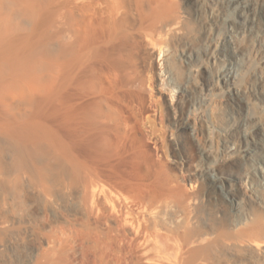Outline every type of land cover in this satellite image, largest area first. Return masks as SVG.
<instances>
[{"label": "rangeland", "instance_id": "374dc122", "mask_svg": "<svg viewBox=\"0 0 264 264\" xmlns=\"http://www.w3.org/2000/svg\"><path fill=\"white\" fill-rule=\"evenodd\" d=\"M133 1L2 0L13 30L0 33V84L43 91L9 98L20 113L0 137V264H264V179L240 152L264 133V0ZM218 27L232 37L223 52ZM233 53L240 105L217 77ZM57 61L70 75L53 78ZM108 88L140 99L111 103ZM61 90L82 92L77 145L56 135ZM206 170L227 178L222 191ZM255 221L261 235L236 233Z\"/></svg>", "mask_w": 264, "mask_h": 264}, {"label": "bare ground", "instance_id": "6f19581e", "mask_svg": "<svg viewBox=\"0 0 264 264\" xmlns=\"http://www.w3.org/2000/svg\"><path fill=\"white\" fill-rule=\"evenodd\" d=\"M133 1V0H132ZM136 1V3H138L140 0H135ZM142 1H144V0H141V2ZM153 1V0H152ZM213 3H214V8H217L218 10H220V8H221V6H220V0H211ZM134 2V1H133ZM157 2V1H156ZM235 4L236 5V7L237 6H239L240 4H241V1H239V0H232V4ZM153 4V3H152ZM155 4V3H154ZM157 6H153V9H156V7L157 8H162V6H160V7H158L159 6V4L157 3L156 4ZM213 7V6H212ZM9 8V7H8ZM8 8H5L4 7V5H3V2H2V0H0V33H1V31H2V33L3 34H6L7 32H9L10 30H13L12 29V24L10 23V21H11V19L13 18V16H12V18H11V15H13V11H12V13H11V10H10V8L8 9ZM139 8V7H138ZM12 9V8H11ZM212 9V8H211ZM158 10V9H157ZM161 10V9H160ZM229 10V9H228ZM215 11V10H214ZM159 12V11H158ZM162 13V12H161ZM152 14H155V13H153L152 12ZM158 14V13H157ZM161 15V14H160ZM144 16V15H143ZM142 16V17H143ZM239 16H241V18H242V15H240L239 14ZM155 17H156V15H155ZM154 17V18H155ZM244 17V16H243ZM144 18V17H143ZM148 18V17H147ZM245 18V17H244ZM243 18V20H245ZM156 19V18H155ZM148 20V19H147ZM146 20V21H147ZM146 21H144V22H146ZM151 20H149V22H150ZM234 21H236V20H234ZM12 22V21H11ZM15 22V21H14ZM152 23V21L150 22V23H148V26L150 25ZM236 24H241L240 22H238V21H236L235 22ZM9 24H11V26L9 25ZM154 24V23H153ZM9 25V26H8ZM20 25V24H19ZM86 26L84 27V35H83V38L82 39H84V41H85V43L87 42L88 44H89V41H93V40H96L97 38V32L94 30V28H93V26L91 25V24H85ZM88 25V26H87ZM15 27V26H14ZM18 27V26H17ZM16 27V28H17ZM217 27V26H216ZM234 27V26H233ZM238 27V29L239 30H243L242 29V27L241 26H237ZM149 28V27H148ZM19 29V28H18ZM217 29V32H218V34L220 35H218L219 36V38L217 39V44H216V48H217V50L219 51V52H223V51H225L226 50V48H228V47H230V44H231V34H229L228 32L229 31H227V30H225L224 29V31L221 29H219V27L218 28H216ZM230 30H231V28H230ZM235 30V29H234ZM237 30V29H236ZM232 31V30H231ZM1 33V34H2ZM232 33V32H231ZM8 34V33H7ZM217 36V35H216ZM83 42V41H82ZM86 43V44H87ZM82 44V43H81ZM80 49V48H79ZM223 50V51H222ZM218 52V53H219ZM74 53H75V51H74ZM63 52L62 53H60V56H59V58L60 57H62V61H63V59H65L66 57H67V59H65L63 62L65 63L66 62V66H65V64H64V67H65V69H66V67H67V63H68V61L70 60H72V58L70 59L69 57L70 56H72V55H65V54H63ZM198 54V53H197ZM62 55V56H61ZM66 56V57H63V56ZM185 56L189 59V60H191V62H192V60H194V59H199V57H196V56H194V55H192V54H190V52L189 53H186L185 54ZM210 57H211V55H210ZM231 57H233L232 59L233 60H231V62H228V66H224V67H220V70H219V74H218V78H219V81L221 82V85H222V88H224L225 89V94H227V96H229V98H230V100H232V102H234V104H237V105H240L239 103H240V99H239V97H238V94H237V91H238V89H237V87L235 86V83H234V81H232V78H233V76H234V78H235V76L236 75H233V70L232 69H234V70H236L237 68H238V66H237V63H236V54H231ZM238 57V56H237ZM262 57V56H261ZM260 57V58H261ZM58 58V59H59ZM217 58V57H216ZM229 59V58H228ZM60 61V60H59ZM58 62V64H57V67H56V69L54 68V72H53V74L56 72V77L57 78H55V74L53 75V78H55V79H58V76H60V74H62V72H64L65 71V73H66V76H67V72H69L68 70L70 69V67H69V65H68V67H69V69H68V67H67V71L66 70H64V71H62V69L64 68V67H62L63 66V62ZM213 62H215L216 60H212ZM226 62V61H225ZM224 62V63H225ZM201 63V62H200ZM196 64V65H198L197 66V68H195V70H200L201 69V64ZM259 63L260 64H262V65H264V57H263V59H261V60H259ZM239 64V63H238ZM56 65V64H55ZM200 73V72H199ZM52 75H50V77L49 78H52L51 76ZM64 75V74H63ZM63 75H61L60 76V78L63 76ZM68 75H70V72H69V74ZM114 75V74H113ZM116 76V75H115ZM27 78V77H26ZM29 78H31V77H29ZM33 78V77H32ZM31 78V79H32ZM36 78V77H35ZM34 78V79H35ZM48 78V79H49ZM66 78H68V77H66ZM70 78V77H69ZM12 79V78H11ZM10 79V80H11ZM15 80L13 81V82H7V83H2V84H0V137H3L2 139H5L6 137H5V135L8 133V131L9 130H11L10 129V125H11V123H13V122H11L12 121V119H15V120H18L17 118V116H16V114H17V112L18 111H16V112H14L12 109H13V107L11 106V104L13 103H11V102H9V98L11 99V97L12 96H16L17 95V93L14 91L16 88L18 89V91H17V89H16V91L18 92V94H19V92H20V94H21V96L23 95V99H30L29 98V96L31 95V97L32 98H35V97H33L32 96V94L34 93V92H36V91H38V89H41L42 91H43V88H40V87H36L35 85H33L31 82L29 83V80H27V79H24V78H14ZM30 79V80H31ZM35 80H37V78L35 79ZM50 80H53V79H50ZM59 80V79H58ZM62 80H64L65 81V77L64 78H62ZM57 81V80H56ZM56 81H55V83H56ZM60 81H61V79H60ZM59 81V82H60ZM64 81H62V82H64ZM69 81V80H68ZM40 82H41V80H40ZM51 83H52V81H50ZM44 83H49V81L47 80L46 82H44ZM55 83H54V88H56L58 85H55ZM57 83H58V81H57ZM66 83H67V81H66ZM65 82H64V84H66ZM32 84V85H31ZM61 84V83H60ZM13 85H16V87L14 88V86ZM238 85V84H237ZM12 86H13V88H12ZM18 86V87H17ZM49 86H51V85H49ZM53 86V85H52ZM51 86V87H52ZM56 86V87H55ZM63 87V86H62ZM68 88H69V86H67ZM66 87V88H67ZM118 87V86H117ZM38 88V89H37ZM45 88H46V86H45ZM50 88V87H49ZM61 88V87H60ZM68 88H67V91L69 92V90H68ZM102 88V87H101ZM20 89V90H19ZM59 89V88H58ZM90 89V88H89ZM95 89H97V88H95ZM104 89V88H103ZM106 89V88H105ZM104 89V90H105ZM39 91V94H42V93H40V92H42V91ZM55 90V89H54ZM81 90H84V89H81ZM88 90V89H87ZM104 90H102L101 89V92L103 91L104 92ZM108 90H109V88H108ZM15 93H14V92ZM86 91V90H85ZM92 91L94 92V89L92 88ZM97 91V90H96ZM100 90H98V92H99ZM106 91V90H105ZM179 91V90H178ZM72 92H74V91H72ZM81 92V91H80ZM80 92L78 91L77 93H76V91H75V93H76V95L77 94H80ZM88 92H90V91H88ZM224 92V91H223ZM38 92H36L35 93V96H36V94H37ZM64 93V92H63ZM62 93V90H61V92H59V94H58V96H55L56 97V99L55 100H57V108L55 107V110L54 111H56V113H57V117H56V120H55V122L54 123H56V125H54V126H56L55 128H56V135L59 137V139L61 138L62 140H64V141H66L67 143H69L70 145L71 144H73L74 143V145L76 144H78L77 142L75 143V141H76V139L77 140H79L78 138H76V137H79L80 136V134L82 133H80L79 134V132H78V136L75 134V132L77 131V128H79L80 126H77V128H76V126H75V128H76V130H75V132H74V130L72 129V127L74 126L73 124L76 122V118H79L77 115V111H76V105H77V103H76V101H74V100H76L78 97H80V96H75V93H71V91H70V94H68V95H66V94H63ZM91 93V92H90ZM14 94V95H13ZM16 94V95H15ZM20 94L18 95V96H20ZM46 94V93H45ZM85 93H83V95H84ZM88 94V93H87ZM93 94V93H92ZM97 94V93H96ZM104 94V93H103ZM106 94H108V99L111 101V103H116L117 105H120V104H122V102H123V100H128L129 98H131V97H135V101L137 100V98L138 99H140V97L139 96H137V98H136V95L134 94V95H132L131 93H129V91H127V90H124V89H117V90H114V89H112V90H109L108 92H106ZM222 94V93H221ZM12 95V96H11ZM81 95H82V92H81ZM95 97H94V101L92 100V102H94V105L95 106H97V105H99V104H97V103H100L96 98V95L95 94H93ZM93 95H91V96H93ZM100 94H98L97 96H98V98L100 97L99 96ZM20 96V97H21ZM24 96H25V98H24ZM86 96V95H85ZM84 96V97H85ZM223 96V95H222ZM27 97V98H26ZM38 97V96H37ZM54 97V98H55ZM57 97H58V99H57ZM83 97V96H82ZM90 97V96H89ZM40 98V97H39ZM86 99L88 98V97H85ZM227 98V97H226ZM260 100H264V95H260L259 97H258ZM13 99H15V98H13ZM27 99V101L28 102H33V101H35V99H33L32 101H29ZM37 99V98H36ZM86 99H84V100H80L81 102L82 101H85ZM96 99V100H95ZM134 99V98H133ZM142 99V98H141ZM12 100V99H11ZM88 100V99H87ZM106 100V99H105ZM227 100V99H226ZM89 101V100H88ZM88 101H86L87 103H88ZM98 101V102H97ZM109 101V102H110ZM132 101V100H131ZM37 102H38V104H39V101L37 100ZM91 101H89V103L88 104H90V105H92L91 103H90ZM133 102V101H132ZM140 102V101H139ZM139 102H138V104H139ZM11 103V104H10ZM142 103V102H141ZM84 104V103H83ZM41 105V104H40ZM81 105V103L79 104V106ZM86 107L87 106H89V105H87L86 103L84 104ZM127 105V104H126ZM131 105V104H130ZM134 105V104H133ZM142 105V104H141ZM34 106V105H33ZM38 106V105H37ZM55 106V105H54ZM82 106V105H81ZM93 106V105H92ZM92 106H89L90 108L92 107ZM83 107V106H82ZM94 107V106H93ZM92 107V108H93ZM101 107V106H100ZM233 107H235V106H233ZM34 108V107H33ZM36 108V107H35ZM91 108V109H92ZM97 108H98V106H97ZM136 108V107H135ZM17 109V108H16ZM77 109H79V108H77ZM87 109H88V107H87ZM120 109V108H119ZM144 109V108H143ZM239 109V108H238ZM14 110H15V108H14ZM93 110V109H92ZM96 110V109H95ZM93 111L92 113H90V114H93V113H96V111ZM98 110H100V109H98ZM137 110V109H136ZM144 110H146V108L144 109ZM34 111H35V109H34ZM37 111V110H36ZM53 111V113H55ZM84 111V110H83ZM130 111V110H129ZM143 111V110H142ZM31 112H33V111H31ZM40 112V111H39ZM77 112V113H76ZM14 113H16V114H14ZM18 113H20V112H18ZM41 113V112H40ZM35 113H33V115H34ZM44 114V113H43ZM77 114V115H76ZM82 114V113H81ZM80 114V115H81ZM97 114H98V111H97ZM18 115H22V114H18ZM39 115V114H38ZM52 115H54V114H52ZM87 115H89V114H86V116ZM99 115H100V112H99ZM99 115H95V117H97V120L99 119ZM43 116V115H42ZM50 116H51V114H50ZM50 116H48V117H50ZM77 116V117H76ZM82 116L84 117V115H81V118H79V119H82ZM90 116V115H89ZM27 116H25V118H26ZM39 117V116H38ZM54 117L55 116H53V118L52 119H54ZM76 117V118H75ZM92 117H93V115H92ZM23 119H25L24 118V116L22 117ZM30 118V117H29ZM32 118V117H31ZM85 118V119H84ZM83 118V120L85 121L86 119H87V117H84ZM140 118V117H139ZM74 119H76V120H74ZM78 119V120H79ZM88 119H89V117H88ZM22 120V119H21ZM97 120H93L94 122H96ZM23 121V120H22ZM74 121V123L72 124V122ZM82 120H79V122H81ZM83 121V122H84ZM18 122V121H17ZM18 123H21V122H18ZM126 123V122H125ZM15 124V123H14ZM76 124V123H75ZM78 124V123H77ZM80 124V123H79ZM85 124H87V122H85ZM89 124V123H88ZM94 123L92 122V125H93ZM72 125V126H71ZM82 125H83V123H82ZM97 125V124H96ZM241 125V124H240ZM12 126V125H11ZM53 126V127H54ZM86 126V125H85ZM84 126V127H85ZM87 127L88 126H86L84 129H85V131L84 130H82L83 131V133L84 132H86V129H87ZM95 127V126H94ZM82 128V127H81ZM80 128V129H81ZM242 128V127H241ZM245 128V127H244ZM239 129H240V127H239ZM246 129V128H245ZM253 129H255V128H253ZM79 130V129H78ZM88 130V129H87ZM92 130V129H91ZM250 130H251V128H250ZM80 131V130H79ZM235 131V130H234ZM241 131V130H240ZM244 131V130H243ZM88 132H89V130H88ZM245 132H246V130H245ZM255 132V131H254ZM253 132V133H254ZM258 132V131H257ZM77 133V132H76ZM88 134V133H87ZM242 134H244L243 132H242ZM82 135V134H81ZM261 135H262V138L264 139V133H261ZM83 136H85L84 134L82 135V137ZM248 137L245 139H243L244 140V143H243V146H241L240 147V152H241V155H242V157L244 158V159H246L247 161H249L250 163H252L254 166H255V168H256V166L259 168V172H260V176H261V179H264V166L262 167V164L261 165H259V163H258V160H256V158H255V155H257V156H261L260 154L262 153V150L264 149V146H263V144H262V140H256L255 138H254V136H252L251 135V132H250V135L248 134L247 135ZM8 138H9V136H8ZM242 139V138H241ZM258 139H259V137H258ZM9 140V139H8ZM2 141V140H1ZM4 142H5V140H4ZM79 142V141H78ZM3 143V142H2ZM5 143H8V141L6 140V142ZM5 143L3 144V145H5ZM235 143V142H234ZM9 144V143H8ZM7 144V145H8ZM231 146V145H230ZM235 146V145H234ZM234 146H232L233 148H234ZM229 148H231V147H229ZM236 149H237V147H236ZM235 150V149H234ZM238 150V149H237ZM147 152V151H146ZM264 152V151H263ZM264 154V153H263ZM240 155V156H241ZM146 156V155H145ZM262 158V157H261ZM243 160V159H242ZM248 163V162H247ZM204 172H205V170H204ZM206 173H207V175H206V177L208 176V178H211V181H212V183H213V185L215 186V187H217L218 189H220V191H222V188H223V186L222 185H224V184H226V182H227V178H224V177H220V176H215L213 173L211 174V172H208L207 170H206ZM255 174V173H254ZM254 176H256V175H254ZM256 177H258V176H256ZM259 179V178H258ZM264 182V181H263ZM256 188V187H255ZM219 191V190H218ZM223 193V192H222ZM231 194H232V192H231ZM222 195V194H221ZM225 195V194H224ZM232 198H233V194H232ZM230 199V198H229ZM232 200V199H231ZM237 200V202H238V199H236ZM233 201H234V198H233ZM231 202V201H230ZM239 232H236V233H239V234H244V235H250V236H258V235H261L262 233H263V230H262V228H261V226H260V224L258 223V221H255V222H253L252 224H250L248 227H246L245 229H241V230H238ZM200 241V240H199Z\"/></svg>", "mask_w": 264, "mask_h": 264}]
</instances>
